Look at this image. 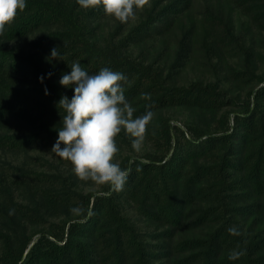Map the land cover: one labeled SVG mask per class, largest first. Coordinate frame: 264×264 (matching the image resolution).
<instances>
[{
    "label": "trees",
    "instance_id": "16d2710c",
    "mask_svg": "<svg viewBox=\"0 0 264 264\" xmlns=\"http://www.w3.org/2000/svg\"><path fill=\"white\" fill-rule=\"evenodd\" d=\"M194 1L150 0L104 34L109 16L102 7L26 0L5 26L0 151L52 169L0 159L7 171H0V264H264V66L255 56L264 57L235 37L231 2L219 0L197 19ZM236 1L249 26L264 30V0ZM53 48L62 59L51 58ZM196 52L226 69L224 76L179 84ZM227 55L240 61L230 64ZM77 61L89 74L103 67L123 73L134 117L148 105L154 112L147 135L156 149L121 157L120 167L130 169L122 191H85L83 184L94 183L79 180L69 162L59 157L53 165L31 154L51 152L58 139L64 115L58 101L71 100L75 87L59 80ZM171 108L187 113L183 124L164 114ZM123 143L129 140L122 131L117 147ZM126 204L153 227L148 234L156 241L145 238ZM232 227L240 234L232 235ZM232 250L245 254L229 260Z\"/></svg>",
    "mask_w": 264,
    "mask_h": 264
},
{
    "label": "clouds",
    "instance_id": "9594fccd",
    "mask_svg": "<svg viewBox=\"0 0 264 264\" xmlns=\"http://www.w3.org/2000/svg\"><path fill=\"white\" fill-rule=\"evenodd\" d=\"M77 3L85 9L102 7L106 16L127 23L135 18L136 10L149 5V0H77ZM26 6V0H0V34ZM51 58L62 59L58 49L51 50ZM70 68L71 72L63 74L59 83L64 87L75 85L74 95L71 100L65 95L58 101L57 107L64 115L51 152L69 162L79 180L108 186L111 191H122L130 169H122L115 162L119 152L116 137L123 131L132 138L133 149L139 152L154 112L148 105L149 110L134 117L136 109L126 99L122 85L128 80L123 73L103 67L97 73L89 74L78 61ZM40 79L42 82L43 77ZM141 98L150 99V94L144 93ZM228 231L232 235L240 234L235 227ZM244 254L232 250L228 258L236 260Z\"/></svg>",
    "mask_w": 264,
    "mask_h": 264
},
{
    "label": "rangeland",
    "instance_id": "374dc122",
    "mask_svg": "<svg viewBox=\"0 0 264 264\" xmlns=\"http://www.w3.org/2000/svg\"><path fill=\"white\" fill-rule=\"evenodd\" d=\"M167 0H164L166 2ZM223 1H228L231 2L233 5L234 9H237L235 13V37L238 39L240 43H242L245 47H249L251 45L257 52L261 54L262 57H264V30H259L255 23H251L249 26V23L246 22V16L242 13V15L238 14V9L240 10L241 7L238 6V3L236 0H223ZM219 0H195L194 5H193V13L197 17V19H200L203 16V11H205L206 7L213 8V6L218 5ZM150 3V0H149ZM142 10V9H141ZM114 21H116L114 18L109 17L106 19L104 22L103 29L100 31L104 34L108 32V28L110 29L114 25ZM169 47L176 46V40L174 38H171V41L168 43ZM174 49V48H172ZM170 50V52L172 51ZM201 50V49H200ZM202 51V50H201ZM139 50L136 51L138 53ZM243 54V53H242ZM254 56V55H253ZM228 57V62L230 64L236 65L238 63V57L237 56H230L227 55ZM149 59H153V56H148ZM256 60L258 61L260 68H263V58L255 56ZM213 62L216 61V58L212 60ZM226 69L214 67L213 65H210V63H206L204 56L196 52V55L191 58L189 63L186 65L185 70L180 73L176 79L179 84L181 83H188L191 80L194 79H200L202 78L204 81H215L216 77H223ZM241 96L244 99L246 97L245 91L241 92ZM164 114L168 115L169 117L172 118L173 122H178L183 124L184 121L187 119V113L182 110V109H176V108H171V109H166L164 110ZM153 126L148 125L147 132L152 131ZM150 136L146 135L144 144L139 152L131 151L132 147V138L128 136L129 144L123 143L122 145H118L119 152L117 153L115 160L120 162V159L122 156L127 155V154H138V155H143L147 152H154L155 151V146L151 143L149 140ZM32 155H41L42 157H47L46 159H50L53 165H60L59 164V157L56 156L54 153H51L49 151H43V150H34L31 152ZM44 157V158H45ZM0 159L2 161H10L15 164H21V163H26L29 166L35 167L37 169L41 170H51L52 167L48 163L47 165L43 164L42 160H37L35 161L33 158H27L24 154H11V153H3L0 151ZM1 166H5L0 161V171H3L4 173L7 172L5 171V168H1ZM6 167V166H5ZM82 188L85 191H96L100 188L99 185L95 184H83ZM126 213L133 219V221L137 224L139 229L143 232L145 238H147L149 241H156V238H154L152 235H149V232H152L153 227H149L148 224L141 220L139 216L136 213V210L131 207L129 204H126ZM53 219V218H51ZM46 229V226L43 228Z\"/></svg>",
    "mask_w": 264,
    "mask_h": 264
}]
</instances>
